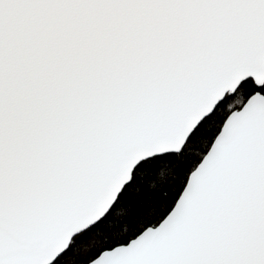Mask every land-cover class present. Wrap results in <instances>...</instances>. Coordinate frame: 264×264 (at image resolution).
<instances>
[{
  "label": "snow or ice",
  "instance_id": "6c2138e0",
  "mask_svg": "<svg viewBox=\"0 0 264 264\" xmlns=\"http://www.w3.org/2000/svg\"><path fill=\"white\" fill-rule=\"evenodd\" d=\"M88 241L82 264H264V0H0V264Z\"/></svg>",
  "mask_w": 264,
  "mask_h": 264
},
{
  "label": "trees",
  "instance_id": "16d2710c",
  "mask_svg": "<svg viewBox=\"0 0 264 264\" xmlns=\"http://www.w3.org/2000/svg\"><path fill=\"white\" fill-rule=\"evenodd\" d=\"M203 147L204 145L200 140L194 141L191 145H189V153L195 157L202 151ZM173 175V168L166 167L164 170H162V172L157 174L155 184L151 190L157 192L161 191L164 186L170 182ZM114 222L121 234L133 227L129 221V210L126 206H122L121 208L117 209V213L114 215ZM94 239H96L97 242L99 241V237ZM91 246V241L79 244L77 250H75L67 258V264H82V258L87 254Z\"/></svg>",
  "mask_w": 264,
  "mask_h": 264
}]
</instances>
